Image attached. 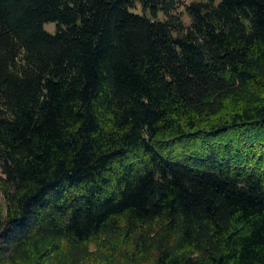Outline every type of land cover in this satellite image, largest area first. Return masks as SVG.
Wrapping results in <instances>:
<instances>
[{"label": "trees", "instance_id": "trees-1", "mask_svg": "<svg viewBox=\"0 0 264 264\" xmlns=\"http://www.w3.org/2000/svg\"><path fill=\"white\" fill-rule=\"evenodd\" d=\"M181 4L0 0V264H264V0Z\"/></svg>", "mask_w": 264, "mask_h": 264}, {"label": "rangeland", "instance_id": "rangeland-1", "mask_svg": "<svg viewBox=\"0 0 264 264\" xmlns=\"http://www.w3.org/2000/svg\"><path fill=\"white\" fill-rule=\"evenodd\" d=\"M181 1V5L180 7L178 8V12L183 16L184 18V21L186 23H189L190 21V17L188 16V13H186L185 9H184V5L186 3H189V2H192V1H196V0H180ZM141 7L139 5L136 6V9L134 11H139L141 12ZM45 28L48 30V31H54L55 30V27H56V24L54 22H46L44 24ZM4 202L3 200V195L1 194V191H0V204H2Z\"/></svg>", "mask_w": 264, "mask_h": 264}]
</instances>
